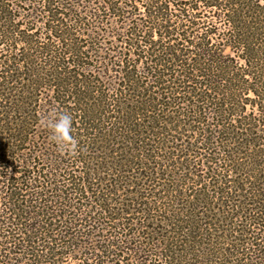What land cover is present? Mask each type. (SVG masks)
I'll use <instances>...</instances> for the list:
<instances>
[{"label": "trees", "instance_id": "1", "mask_svg": "<svg viewBox=\"0 0 264 264\" xmlns=\"http://www.w3.org/2000/svg\"><path fill=\"white\" fill-rule=\"evenodd\" d=\"M0 264H264V0H0Z\"/></svg>", "mask_w": 264, "mask_h": 264}, {"label": "clouds", "instance_id": "2", "mask_svg": "<svg viewBox=\"0 0 264 264\" xmlns=\"http://www.w3.org/2000/svg\"><path fill=\"white\" fill-rule=\"evenodd\" d=\"M39 126L50 134V140L61 155L73 156L77 152L78 141L73 132V119L70 114L59 111L42 116Z\"/></svg>", "mask_w": 264, "mask_h": 264}, {"label": "rangeland", "instance_id": "3", "mask_svg": "<svg viewBox=\"0 0 264 264\" xmlns=\"http://www.w3.org/2000/svg\"><path fill=\"white\" fill-rule=\"evenodd\" d=\"M109 22V21H108ZM106 23V22H105ZM113 24V23H112ZM107 27V28H106ZM119 27H120V25H119ZM107 29H108V31H110L111 29H110V27L107 25V26H105V24H104V26L103 27H101L100 28V31H104V30H106L107 31Z\"/></svg>", "mask_w": 264, "mask_h": 264}]
</instances>
